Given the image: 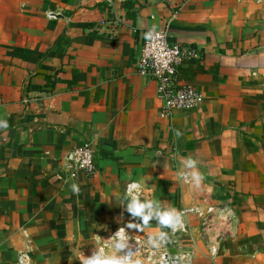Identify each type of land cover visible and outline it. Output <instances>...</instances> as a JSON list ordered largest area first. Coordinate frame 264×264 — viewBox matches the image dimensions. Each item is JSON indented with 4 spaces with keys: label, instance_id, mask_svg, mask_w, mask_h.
I'll return each instance as SVG.
<instances>
[{
    "label": "crops",
    "instance_id": "0c3cea01",
    "mask_svg": "<svg viewBox=\"0 0 264 264\" xmlns=\"http://www.w3.org/2000/svg\"><path fill=\"white\" fill-rule=\"evenodd\" d=\"M152 31L203 53L178 70L196 109L160 116L135 68ZM0 121V264L112 255L122 227L148 248L167 232L161 249L190 264H264V0H0ZM81 142L94 173L70 180L62 159ZM189 157L199 187L177 175ZM133 181L183 230L127 228Z\"/></svg>",
    "mask_w": 264,
    "mask_h": 264
},
{
    "label": "built area",
    "instance_id": "2783aa9c",
    "mask_svg": "<svg viewBox=\"0 0 264 264\" xmlns=\"http://www.w3.org/2000/svg\"><path fill=\"white\" fill-rule=\"evenodd\" d=\"M150 34L138 49L135 68L139 75L155 83L160 116L196 109L201 103L202 94L190 83L182 81L178 70L186 61H201L203 53L195 47L170 44L165 32L152 31ZM95 158L96 153L90 143L75 145L62 159L67 178H90L94 173ZM213 213L212 208L207 210L208 216ZM208 221L207 217L203 218L202 226L207 227ZM211 253H215V249ZM117 255H128L131 264L138 257H143L146 264H150L149 257L155 264H190L191 259V254L187 252L171 254L167 249L148 248L137 239H130L129 248Z\"/></svg>",
    "mask_w": 264,
    "mask_h": 264
},
{
    "label": "clouds",
    "instance_id": "9594fccd",
    "mask_svg": "<svg viewBox=\"0 0 264 264\" xmlns=\"http://www.w3.org/2000/svg\"><path fill=\"white\" fill-rule=\"evenodd\" d=\"M149 37L151 34H148ZM6 121H0V127L7 128ZM177 137L181 135L179 131L176 132ZM182 167L186 171L178 172V176L181 180L185 182H191L196 187H199L203 176L197 169V162L189 157L186 161L182 162ZM73 192H78L79 187L76 184L72 185ZM143 191L142 185L138 182H131L127 185L125 199L128 203L123 208L126 209L127 213L130 214L131 218L135 221L139 218V223L130 222L127 224L129 229H137L139 231H145L150 227V222L156 220L158 226L161 229H170L172 233L179 230H183L184 223L182 219V214L175 208L165 207L161 208V202L144 199L141 200V193ZM96 241L99 243L102 239L95 236ZM132 239L127 233L125 228H120L116 235L111 238V248L113 250L112 255H107L102 247L95 248L91 257H85L81 260V264H131L128 255H116V253H121L122 250L129 248V241ZM170 242L169 234L161 230L158 234L149 237L148 244L153 249H161L167 243ZM150 264H155V261L151 260L149 257ZM139 264V261H136Z\"/></svg>",
    "mask_w": 264,
    "mask_h": 264
},
{
    "label": "rangeland",
    "instance_id": "374dc122",
    "mask_svg": "<svg viewBox=\"0 0 264 264\" xmlns=\"http://www.w3.org/2000/svg\"><path fill=\"white\" fill-rule=\"evenodd\" d=\"M206 228H207V227H203V226H201V230H202V232H205Z\"/></svg>",
    "mask_w": 264,
    "mask_h": 264
},
{
    "label": "water",
    "instance_id": "95a60500",
    "mask_svg": "<svg viewBox=\"0 0 264 264\" xmlns=\"http://www.w3.org/2000/svg\"><path fill=\"white\" fill-rule=\"evenodd\" d=\"M173 254V253H172Z\"/></svg>",
    "mask_w": 264,
    "mask_h": 264
}]
</instances>
